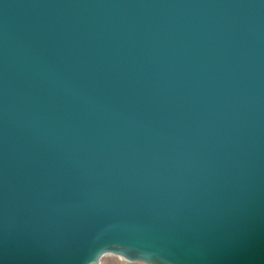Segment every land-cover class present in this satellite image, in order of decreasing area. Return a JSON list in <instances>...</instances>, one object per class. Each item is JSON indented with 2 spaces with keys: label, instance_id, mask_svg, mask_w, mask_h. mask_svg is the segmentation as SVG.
Segmentation results:
<instances>
[{
  "label": "water",
  "instance_id": "1",
  "mask_svg": "<svg viewBox=\"0 0 264 264\" xmlns=\"http://www.w3.org/2000/svg\"><path fill=\"white\" fill-rule=\"evenodd\" d=\"M264 264V0H0V264Z\"/></svg>",
  "mask_w": 264,
  "mask_h": 264
},
{
  "label": "rangeland",
  "instance_id": "2",
  "mask_svg": "<svg viewBox=\"0 0 264 264\" xmlns=\"http://www.w3.org/2000/svg\"><path fill=\"white\" fill-rule=\"evenodd\" d=\"M120 260L124 259L116 254L105 253L99 258L97 264H113Z\"/></svg>",
  "mask_w": 264,
  "mask_h": 264
},
{
  "label": "crops",
  "instance_id": "3",
  "mask_svg": "<svg viewBox=\"0 0 264 264\" xmlns=\"http://www.w3.org/2000/svg\"><path fill=\"white\" fill-rule=\"evenodd\" d=\"M113 264H147V263H144V262H132V261H128V260L124 259V260H120V261H118L116 263H113Z\"/></svg>",
  "mask_w": 264,
  "mask_h": 264
}]
</instances>
